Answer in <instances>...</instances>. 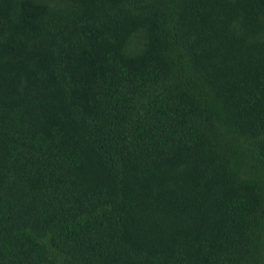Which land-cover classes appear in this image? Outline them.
Returning a JSON list of instances; mask_svg holds the SVG:
<instances>
[{"label": "trees", "instance_id": "1", "mask_svg": "<svg viewBox=\"0 0 264 264\" xmlns=\"http://www.w3.org/2000/svg\"><path fill=\"white\" fill-rule=\"evenodd\" d=\"M0 264H264V0H0Z\"/></svg>", "mask_w": 264, "mask_h": 264}]
</instances>
